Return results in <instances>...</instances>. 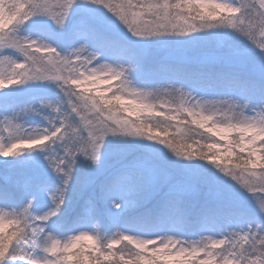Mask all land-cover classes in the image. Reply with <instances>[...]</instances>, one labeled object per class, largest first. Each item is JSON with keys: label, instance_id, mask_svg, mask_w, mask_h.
Returning <instances> with one entry per match:
<instances>
[{"label": "snow or ice", "instance_id": "6c2138e0", "mask_svg": "<svg viewBox=\"0 0 264 264\" xmlns=\"http://www.w3.org/2000/svg\"><path fill=\"white\" fill-rule=\"evenodd\" d=\"M77 7L82 35L93 50L81 44L65 55L17 35L20 26L38 16L64 28ZM99 9L109 14L104 20L94 16ZM121 25L125 38L138 47L177 37L163 42L183 50L193 44L194 34L211 29L231 30L247 46L232 41L194 58L147 67L135 49L113 34L123 31ZM7 49L23 59L0 58V90L8 88L6 81L12 86L58 82L70 112L54 108L51 127L28 134L10 117L0 121V157L45 146L63 148L45 157L61 178L51 195L52 208L34 215L29 198L19 210L0 209V264H264V0H0V52ZM157 79L163 86H153ZM72 114L75 125L67 120ZM178 120L187 128V139L193 131L188 125H194L204 130L198 133L202 139L218 140L196 149L195 139L162 138L168 137L162 122ZM109 136L154 142L144 145L153 159L105 154ZM81 157L90 167L78 178ZM233 158L235 166L229 167ZM109 160L111 171L102 166ZM193 160L194 165L185 163ZM164 161L179 165L182 177L174 179ZM26 188V181L4 177L0 203L15 202ZM236 188L248 194L250 208ZM70 191L89 194L71 218L75 234L60 239L46 228L53 217V228L61 226L60 216L69 222ZM156 197L161 226L147 235L134 232L122 213L111 216V235L78 227L85 217L101 214V203L122 210ZM190 215L201 227L199 239L184 238L176 227L189 224ZM169 220L172 234L164 228Z\"/></svg>", "mask_w": 264, "mask_h": 264}, {"label": "rangeland", "instance_id": "374dc122", "mask_svg": "<svg viewBox=\"0 0 264 264\" xmlns=\"http://www.w3.org/2000/svg\"><path fill=\"white\" fill-rule=\"evenodd\" d=\"M217 2H225V0H217ZM107 15L109 14L105 13L103 9H99L94 13L95 18L101 20H104ZM81 21L82 12L81 9L77 7L73 10L64 28L58 27L48 17L38 16L33 17L32 20L29 21L27 24L20 26L17 30V35L20 37H28L32 40H37L40 43L50 44L56 47L62 54L65 55L71 52L73 49L80 47L81 44H85L89 50H93L92 45L89 44L82 35L83 25ZM105 22L107 21L105 20ZM121 29H123V31L114 29L113 33L125 39L129 46L137 51V55L141 58V60L149 61V67H155V64L158 62L163 64L169 62L170 60L179 59L181 57L194 58L207 49L226 45L232 41H240V38L234 33H232L231 30L211 29L207 30L206 33L194 34L195 39L193 44L183 50L176 49L175 46L171 43L163 42V40L174 41L178 39L177 37H166L159 42L152 43L144 47H138L130 39L125 38L124 34L127 32V30L126 28H123V25H121ZM77 31L81 33L77 34ZM226 33L230 35H226ZM240 42L247 46L246 42ZM4 56H7L9 59L17 61L23 59L17 51L12 49H7L3 52H0V58ZM5 70L7 71V69ZM130 79L133 80V84L135 86H140V82L133 78L131 73ZM5 83L6 87L8 88L0 90V121H3L5 117H10L14 120L15 123L21 125L26 134L41 131L42 127L40 126L43 124L49 125V122L52 121L55 117H53V115H57L53 109L58 108L57 104L61 103V105H64L62 102H57V100H55V95H57L58 92H62L65 94V91H63L59 87L58 82L37 80L28 81L26 83L13 86L8 85L7 81ZM115 84L116 82L114 81L113 86H115ZM153 86L163 85L157 79L154 81ZM108 95L110 96L111 93H109ZM66 97L68 99L67 95ZM40 109L42 110L43 114L39 113ZM129 118L135 119V116ZM67 120L70 124L75 125L77 118L74 114H72L67 115ZM161 127H167L168 130V137H163L162 134V138H171L174 136L178 141L186 139L188 143H191L192 139H195L197 141V143L194 145L196 149H199L202 144L213 143L215 142V140H218V137L212 139H202L198 133L203 132L204 130L199 129L194 125H188V128H191L193 131L188 133V135H190L192 139H187V136L185 135V133L187 132V128H185V125L179 120L162 122ZM156 131H159V129H154V132ZM3 135L5 136L6 140L7 132H5ZM210 135L211 134L205 133L206 137ZM152 143L154 142L141 140L139 138L109 136L105 140L103 151L105 154H109L114 158L126 156L129 160L137 158L151 160L153 159V153L150 152L147 148H145L144 145ZM158 147L162 146L158 145ZM62 151L63 148L61 145H56L53 147L45 146L41 149L26 151L15 157H2L0 160L1 165L8 166V169L6 171H8L13 176V180L19 179L20 181L25 182L26 177L28 175H31L34 179L39 182H42L43 179H48L47 185L42 188V191L46 193V195L36 194V196L32 198L31 211L34 215H43L45 212H47L50 208L54 206L51 200V195L55 194L60 188L61 178L57 175L55 171H53L51 167H49L48 161L45 157ZM204 151H207V149L205 148ZM112 163L113 161L109 160L107 162H104L102 166L106 167L109 171H111ZM163 163L172 172L174 179H180L182 177V173L179 170V165H173L169 161H164ZM185 163L194 165L195 163H197V161H185ZM235 163V158H233V164L229 165V167H234ZM89 167L90 162L81 157L78 160V166L76 170L82 176L88 171ZM257 171H259V169H257ZM1 174L3 175V177H6L4 172H2ZM76 177L79 178V176L77 175ZM73 182V187L75 188L76 181L74 180ZM30 189L33 190V188L31 187ZM90 191L91 189L89 190V192ZM235 191L240 194V197L244 199L246 206L250 208L252 202L247 199L248 194L242 193L239 188H236ZM36 192L40 193L39 191ZM89 192L79 193L78 191H70L66 193V197L71 199L72 201V209L68 213L69 222L66 223L64 221L63 216H60V219L57 222L61 226L59 228H53L51 226V220L57 219L56 217H53L48 222L49 226L46 228V231L50 232L53 236L60 239H66L68 236L75 234L71 230L73 228L71 218L76 215L80 200H82L84 196H87ZM135 204L137 205L138 209L136 214H139L136 219L139 220L140 223L139 221H136L134 226H129L134 230V232L142 231L146 235L156 231L161 226L159 219L156 225H151L146 222V220L144 219V215L147 216L149 213L154 214L161 209L159 197H156L149 201H143ZM106 205H108L107 202L101 203V214L98 217H85L78 224V227L85 228L88 230L99 229L102 234L111 235V233L115 231V229L112 228V230L110 231L108 229L106 221L103 220V218H100L103 213L102 208ZM21 206L22 201L17 200L14 207L9 208L4 204H0V209L12 211L13 209L19 210ZM155 219L157 220L156 215ZM189 219L191 218L189 217ZM190 221L191 222L187 225H177L176 227H179L182 231L185 232L184 238L199 239L201 234V227L198 226V228L195 229V222L192 220ZM173 224L174 222L169 220L164 225L166 234H172V231L170 229H172ZM240 226L247 227V225L243 223ZM232 227L235 228L237 227V225L234 224L232 225ZM202 234L207 235L210 234V232L204 231Z\"/></svg>", "mask_w": 264, "mask_h": 264}, {"label": "trees", "instance_id": "16d2710c", "mask_svg": "<svg viewBox=\"0 0 264 264\" xmlns=\"http://www.w3.org/2000/svg\"><path fill=\"white\" fill-rule=\"evenodd\" d=\"M77 14H79V13H77ZM79 33H81V32H78L77 31V34H79ZM117 38H119L120 40H122L124 43H126V44H128L127 43V41H125V39H123L121 36H119V35H117V34H115V33H113ZM129 45V44H128ZM137 52V51H136ZM142 61V63H143V65L144 66H147V67H149V61H143V60H141ZM161 63H156L155 64V67H158L159 65H160ZM55 100H57V102L59 101V102H62L64 105H61V103L60 104H57V107L60 109V112L62 113V114H67L68 112H70V108H69V105H68V99H67V97H66V95L64 94V93H62V92H58L57 93V95H55ZM65 101H67V102H65ZM39 113L40 114H43V112H42V110L40 109V111H39ZM57 114V113H56ZM54 116H56L55 114L53 115V117ZM47 126H50L51 127V125L49 124V125H45V124H43V125H41L40 127H42V129H44V128H50V127H47ZM1 158L2 157H0V160H1ZM4 168H6V169H4ZM80 168V167H79ZM8 169V166L7 165H1V163H0V181H2V179L5 177H3V175L1 174L2 172H4L5 173V175H6V177H10V178H13V176L8 172V171H6ZM2 171V172H1ZM78 171L76 170V173H75V175H77V176H79V177H81V175H80V173H79V175H78ZM27 176V175H26ZM42 180V179H41ZM52 180H55V179H52ZM26 182H27V188H26V191H25V193L22 195V197H20V198H18L17 200H20V201H24V200H27V199H29V198H34V196H36V194H44V195H46V193H44L43 191H42V188H44V186H46L47 185V182H48V179H43L42 180V182H39V181H37L36 179H34L31 175H28L27 177H26ZM74 183V182H73ZM30 187L31 188H33V190L32 189H30ZM32 191V192H31ZM36 191H39L40 193H38V192H36ZM17 200L15 201V202H12V203H10L9 205H6L7 207H9V208H11V207H14L15 206V203L17 202ZM0 204H4V203H0ZM5 205V204H4ZM137 205L134 203V204H132L131 206H127V207H124L122 210H113V209H111V206H110V204H108V205H106L105 207H103L102 208V215H101V217L100 218H103V220H105L106 221V223H107V225H108V229L111 231L112 230V228H110V226H109V220H110V218H111V216L112 215H118V214H121L122 213V215L127 219V221H128V224L129 225H131V226H134V224H135V222L136 221H139V220H137L136 218H137V216L139 215H137L136 213H137ZM161 211V209L160 210H158L156 213H149L147 216H145L144 215V219L146 220V222L147 223H149V224H151V225H153V224H157V221H158V218H157V220L155 219V215L157 216V214L159 213ZM142 216V215H141ZM190 220H192V221H194L195 222V216L194 215H190ZM139 223H140V221H139ZM198 228V225H196L195 224V229H197Z\"/></svg>", "mask_w": 264, "mask_h": 264}]
</instances>
